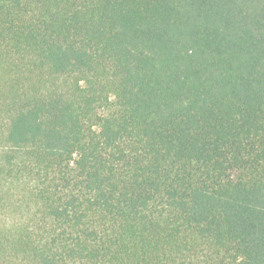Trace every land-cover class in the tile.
<instances>
[{"label":"trees","instance_id":"trees-1","mask_svg":"<svg viewBox=\"0 0 264 264\" xmlns=\"http://www.w3.org/2000/svg\"><path fill=\"white\" fill-rule=\"evenodd\" d=\"M0 264H264V0H0Z\"/></svg>","mask_w":264,"mask_h":264}]
</instances>
